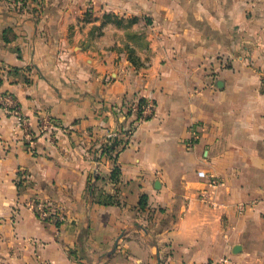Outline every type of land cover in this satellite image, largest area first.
<instances>
[{
	"label": "crops",
	"instance_id": "0c3cea01",
	"mask_svg": "<svg viewBox=\"0 0 264 264\" xmlns=\"http://www.w3.org/2000/svg\"><path fill=\"white\" fill-rule=\"evenodd\" d=\"M5 92L29 126L0 108V264H264V0H0Z\"/></svg>",
	"mask_w": 264,
	"mask_h": 264
},
{
	"label": "built area",
	"instance_id": "2783aa9c",
	"mask_svg": "<svg viewBox=\"0 0 264 264\" xmlns=\"http://www.w3.org/2000/svg\"><path fill=\"white\" fill-rule=\"evenodd\" d=\"M21 3L30 2L33 0H20ZM0 108L4 109L9 115L13 116L17 121V126L21 129H28L29 122L27 117L23 114L21 105L18 102L17 98L14 96L11 92H5L0 93ZM155 109V103L153 100H145L142 105L140 103L135 104L131 107V114L133 111L137 112V116L135 119L130 121V124L124 127V130L121 129H111L109 130L107 137L105 139V142L103 143V146L110 145L112 142L115 141V139H119L121 137H124V139H128L131 137L136 124L144 119L149 118ZM47 127L52 128L53 127V119L50 117H46L41 120V123L39 125V131L45 132V129ZM28 134V133H27ZM30 137L32 135L29 133ZM199 139V133L196 129H193L191 131V139L188 141L189 146H193L195 142ZM123 147L121 144L118 145V148ZM95 163H96V169L95 174L98 172L100 160L97 158L100 156V152L96 151L95 153ZM115 161V160H114ZM199 175L206 178L209 183L217 187L221 184L220 179L215 175H208L206 172L200 170L198 171ZM199 198L204 202H209L211 205H216V202L213 200V197L210 193L202 192L199 194ZM29 207L33 209V211L36 213V215L41 219H49V218H55L57 221L63 219V216L61 213H56L53 208H51L49 205L45 204L42 201H32L29 203ZM240 209H243V206H239ZM213 264H236L233 262L232 258L228 255H225L218 260L214 261Z\"/></svg>",
	"mask_w": 264,
	"mask_h": 264
},
{
	"label": "trees",
	"instance_id": "16d2710c",
	"mask_svg": "<svg viewBox=\"0 0 264 264\" xmlns=\"http://www.w3.org/2000/svg\"><path fill=\"white\" fill-rule=\"evenodd\" d=\"M104 17H105V22L107 21H114V22H117L119 25H122L123 22H124V18L122 17H119L115 14H111V13H105L104 14ZM145 99H142L140 101V105H142L144 103ZM114 112L118 114V120L119 122L123 125V127L121 128V130H124V122L126 124V121L128 119V115L131 114V111L129 110V112H127L126 114H122L121 111L119 110H116V108H114ZM138 117V116H137ZM128 139H124V137H121L119 139H115L114 142H112L110 145H106V146H103L101 145L100 147L98 148H94L93 151L94 153L96 151H99L100 152V156L99 158L102 159V158H112V159H115L117 158L118 154H119V148H118V145H122L123 147H125V145L128 143ZM119 175H120V169L118 166H116L114 168V170L112 171V174H111V180L113 182H117L119 180ZM96 177H98V175H96ZM93 189V192L95 191V186L94 184H90L89 185V190L92 191ZM104 193V192H103ZM103 193H101L99 195L98 198H95L97 202H101V203H114L115 200L113 199V197L111 195H107L105 196V194L103 195ZM105 196V197H103ZM146 200H147V196L146 195H142L141 198H140V206L141 207H144L145 204H146ZM58 224H60V221H57Z\"/></svg>",
	"mask_w": 264,
	"mask_h": 264
}]
</instances>
